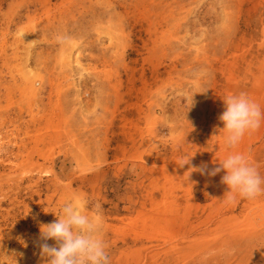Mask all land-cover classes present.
I'll use <instances>...</instances> for the list:
<instances>
[{
    "label": "rangeland",
    "instance_id": "rangeland-1",
    "mask_svg": "<svg viewBox=\"0 0 264 264\" xmlns=\"http://www.w3.org/2000/svg\"><path fill=\"white\" fill-rule=\"evenodd\" d=\"M239 92L264 111V0H0V264L73 196L109 264H264V192L188 172ZM237 149L264 176V119Z\"/></svg>",
    "mask_w": 264,
    "mask_h": 264
},
{
    "label": "clouds",
    "instance_id": "clouds-1",
    "mask_svg": "<svg viewBox=\"0 0 264 264\" xmlns=\"http://www.w3.org/2000/svg\"><path fill=\"white\" fill-rule=\"evenodd\" d=\"M222 100L224 110L218 119L223 127L219 134L230 150L218 159L217 167L209 169L206 163H201L190 166L188 172L215 176L223 169L221 181L228 186V198L253 199L264 192V176L237 146L246 133L260 127L264 111L244 92L226 94ZM191 156L182 165L189 163ZM84 207L83 199L73 196L61 205L55 220L39 224L36 243L41 255L47 257L45 264H109L100 218L88 215ZM49 239L55 243L49 244Z\"/></svg>",
    "mask_w": 264,
    "mask_h": 264
}]
</instances>
